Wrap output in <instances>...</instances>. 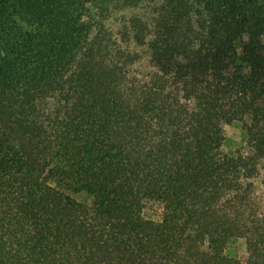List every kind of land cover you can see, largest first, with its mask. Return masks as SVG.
Here are the masks:
<instances>
[{
    "label": "trees",
    "instance_id": "obj_1",
    "mask_svg": "<svg viewBox=\"0 0 264 264\" xmlns=\"http://www.w3.org/2000/svg\"><path fill=\"white\" fill-rule=\"evenodd\" d=\"M0 264H264V0H0Z\"/></svg>",
    "mask_w": 264,
    "mask_h": 264
},
{
    "label": "rangeland",
    "instance_id": "obj_2",
    "mask_svg": "<svg viewBox=\"0 0 264 264\" xmlns=\"http://www.w3.org/2000/svg\"><path fill=\"white\" fill-rule=\"evenodd\" d=\"M226 133L228 137L224 149L226 152L231 153L240 147L243 141V135L239 125H233L230 126L229 128H226ZM72 195L81 201H85V202L91 201V198L88 197V195H86L85 193H76ZM245 251L246 248L244 242L239 241L237 244L233 245L228 249V255L229 256L238 255L240 257H243L245 256Z\"/></svg>",
    "mask_w": 264,
    "mask_h": 264
}]
</instances>
